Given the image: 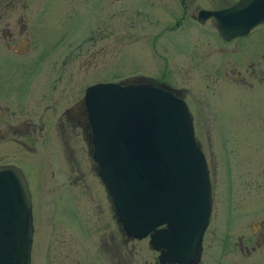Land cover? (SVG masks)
I'll list each match as a JSON object with an SVG mask.
<instances>
[{"label": "flooded vegetation", "instance_id": "flooded-vegetation-1", "mask_svg": "<svg viewBox=\"0 0 264 264\" xmlns=\"http://www.w3.org/2000/svg\"><path fill=\"white\" fill-rule=\"evenodd\" d=\"M35 1L0 0V164L17 166L27 184L32 216L30 264L32 255L36 253L39 254L38 264H48L52 259L54 264H203L202 256L206 264H222L224 256L235 250L249 256L264 247V216L251 223L249 235L229 236L233 189L231 168L227 164L226 168L222 166L221 171L223 226L218 234L210 237L205 234L217 198L212 180L214 172L208 169L211 208L197 258L188 263L161 259V253L169 249L165 246L154 248L149 241L151 235L166 228V224L156 226L141 238L125 233L91 156V144L88 142L90 129L82 101L85 88L79 97L70 85L67 88L71 92L62 91L65 83L61 77L54 76V27L51 43L41 41L37 22L39 15L44 13L28 11L29 4ZM156 2L161 3L162 11L171 23V34L167 39L172 37L174 44L186 52L185 62L196 59L198 54H203L205 61L212 60L215 54L225 56L217 59L219 63L216 65L208 64L213 69L205 70L204 77L213 82L228 72L232 75L233 88L226 90L227 102L235 101L236 105L241 102L235 96L234 87L249 89L251 94L248 93L247 99L255 102L258 95H264V22L225 37L213 24L211 15L206 14L208 11L230 9L239 3H246V10L250 12L255 9L251 6L252 2H258L259 10L264 14V0ZM86 41L83 40L84 43ZM47 49L52 51L48 65L50 71L41 76H28V69L33 72L40 65L38 71L43 70L42 58ZM220 65L226 66L227 70H220ZM183 73V80L193 75L187 68ZM125 82L149 81L134 77ZM168 88L188 107L194 138L202 151L194 116H198L202 126L205 114H214L217 118L218 107L224 97L216 93L210 96L209 93L214 91L208 93L204 87L201 91L194 90L199 97L184 87L179 91ZM244 113L251 116L255 111L250 109ZM244 126L245 143L250 147L246 148L245 156L252 163L258 147L251 149V134H247L250 130L256 131L260 134H256V139L264 143V129L246 123ZM215 132L219 158L228 163L225 133H219L216 125ZM153 240L160 245L159 237Z\"/></svg>", "mask_w": 264, "mask_h": 264}, {"label": "water", "instance_id": "water-1", "mask_svg": "<svg viewBox=\"0 0 264 264\" xmlns=\"http://www.w3.org/2000/svg\"><path fill=\"white\" fill-rule=\"evenodd\" d=\"M246 6L206 14L226 37L264 22L258 2H252L250 12ZM82 100L91 155L124 231L140 238L166 223L149 241L154 248L169 249L161 259L188 263L197 258L211 197L208 169L184 101L167 86L125 81L88 85ZM31 238L25 178L18 167L0 164V264H30Z\"/></svg>", "mask_w": 264, "mask_h": 264}, {"label": "rangeland", "instance_id": "rangeland-1", "mask_svg": "<svg viewBox=\"0 0 264 264\" xmlns=\"http://www.w3.org/2000/svg\"><path fill=\"white\" fill-rule=\"evenodd\" d=\"M160 4L156 0H36L29 4L28 11L44 13L39 15L37 22L39 38L44 43H51L54 27V76L61 77L65 83L63 92L70 91L67 88L70 85L76 97H79L88 84L126 81L135 77L177 91L184 87L195 93L194 90L201 91L204 87L208 93L214 91L209 93L210 96L216 93L224 97L218 107L217 118L214 114H205V124L202 126L198 116H194L196 135L200 138L208 169L214 172L212 180L217 198L205 235H216L223 226L221 171L226 164L231 168L233 189L229 236L249 235L251 223L264 216V143L256 139L260 135L256 131L248 132V136L251 134V149L258 147L256 158L250 163L245 156L246 148L250 147L245 143L244 125L264 129V95H258L255 102L247 99L248 93L251 94L249 89L234 87L235 96L241 102L237 105L235 101L227 102L226 90L233 88L232 75L228 72L213 82L204 77L205 70L213 69L208 64L216 65L219 63L217 59L225 56L215 54L212 60L205 61L204 55L198 54L196 59L185 62L186 52L174 44L172 37L167 39L171 34V23ZM84 39H87L85 43ZM46 51L42 58L43 70L39 72L40 65H36L33 72L28 69V76H41L50 71L48 65L52 51ZM186 68L193 75L183 80ZM219 69L227 70V67L220 65ZM194 95L198 96L196 93ZM250 109L255 114L245 115L244 111ZM215 125L219 133H225L228 163L219 158ZM263 250L264 247L258 248L249 256L235 250L224 256L222 264H264ZM38 256L37 253L32 255V264H38ZM51 256L54 257V254ZM205 261L202 256V263L206 264ZM48 264H54V259Z\"/></svg>", "mask_w": 264, "mask_h": 264}]
</instances>
